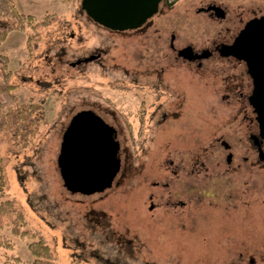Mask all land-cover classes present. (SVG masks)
I'll return each instance as SVG.
<instances>
[{
	"label": "rangeland",
	"instance_id": "1",
	"mask_svg": "<svg viewBox=\"0 0 264 264\" xmlns=\"http://www.w3.org/2000/svg\"><path fill=\"white\" fill-rule=\"evenodd\" d=\"M15 1L37 18L54 14L32 55L26 31H11L0 45L19 101H43L46 117L27 148L16 149L1 134L0 156L8 198L57 260L264 264V162L249 141L258 131L246 96L251 80L233 58L214 56L200 67L177 59L169 46L172 33L177 47L230 41L264 13V0L161 3L151 21L126 31L94 22L81 0ZM211 4L222 6L225 18L206 11ZM92 54L100 56L73 65ZM86 111L117 129L122 159L113 186L91 193L70 186L60 158L68 125L83 127ZM6 238L8 252L1 246ZM30 241L6 222L0 264L30 263Z\"/></svg>",
	"mask_w": 264,
	"mask_h": 264
},
{
	"label": "trees",
	"instance_id": "2",
	"mask_svg": "<svg viewBox=\"0 0 264 264\" xmlns=\"http://www.w3.org/2000/svg\"><path fill=\"white\" fill-rule=\"evenodd\" d=\"M52 16L54 14L49 15L48 13L42 18H37L34 14L21 12L15 0H0V45L7 39L11 31H26L27 49L29 54L32 55L39 46L41 30L51 22L50 17ZM9 62V55L0 52V135L8 134L11 144L16 149H24L37 136L42 123L45 121L46 110L43 101H19L18 95L15 93L16 85L11 82L13 72L9 69ZM146 110L147 107L144 105L143 99L139 110L140 136H142L144 130ZM86 113L91 114L92 118L99 120L101 123V116L98 113L94 111H86ZM113 129L116 132V128L113 127ZM108 157L109 153L107 154ZM110 166L112 169H110ZM121 168V152L119 155L117 152L116 156L112 155L109 158L108 170L112 174H119ZM7 185L5 163L3 157L0 156V228L6 222H9L12 224V233L14 235L32 237L28 248L33 260L30 263L20 262V264H61L54 256L45 237L40 232L26 227L27 223L24 213L19 209L16 201L7 196ZM1 246L6 252L12 248L8 238H6L5 242L1 241ZM8 258L14 259L12 256H8ZM110 263L116 264L115 262Z\"/></svg>",
	"mask_w": 264,
	"mask_h": 264
},
{
	"label": "water",
	"instance_id": "3",
	"mask_svg": "<svg viewBox=\"0 0 264 264\" xmlns=\"http://www.w3.org/2000/svg\"><path fill=\"white\" fill-rule=\"evenodd\" d=\"M164 0H81V7L97 24L114 31L133 30L142 27L149 18L158 13L160 4ZM166 1V0H165ZM168 1V0H167ZM213 10L216 17L225 18V9L217 4H211L206 8V11ZM259 21L262 24L254 29L245 40L243 46L245 52V60L249 63V67L254 82V95L251 97L255 109L257 110L260 120L264 121V15ZM100 56L91 55L87 58L80 59L74 62L73 65L81 62L96 59ZM88 116L86 121H83V127L80 131H75L76 134L70 138L68 142V151L60 156L62 158V171L65 179L74 189H85L89 193L101 189V183L97 186L94 181L101 180L104 173L105 179L110 178L109 182L104 184L102 188L110 186L112 182L111 175L114 173L107 171L105 160L101 162L97 154L101 148V133L98 131V126L101 129L99 120L92 118L91 114L83 112ZM91 117V119H90ZM79 124V123H78ZM81 126V124H80ZM89 155V156H88ZM91 165V171L86 170V165ZM104 167V168H101ZM107 168V169H106ZM110 175H108L109 173ZM103 173V175H101ZM84 188V187H86Z\"/></svg>",
	"mask_w": 264,
	"mask_h": 264
},
{
	"label": "flooded vegetation",
	"instance_id": "4",
	"mask_svg": "<svg viewBox=\"0 0 264 264\" xmlns=\"http://www.w3.org/2000/svg\"><path fill=\"white\" fill-rule=\"evenodd\" d=\"M179 1L180 0H168V1L164 0L162 3H164L167 7L172 8ZM160 6H161V4H160ZM210 11L212 13H214V15H215V12L213 10H210ZM158 13H160V9H159ZM158 13H156V14H158ZM262 15H264V13L261 15L253 16L250 19H248L247 22L234 34L232 40H230V41L222 39L221 41H219L217 43L202 45V46H206L204 48H196L194 45H192L190 43L183 45L182 47H177V45L175 43L177 36L175 33H172L174 35L172 36V34H171L172 38L170 37V43H169V46H171L173 52H175V54H176L175 57L177 59H181L183 61H188V62H192V63H197V65L200 67L203 65L204 60H208L214 56H217L218 59L233 58L235 61H237L243 65L245 72H246V74H248V76L251 80V84H252V87L247 90L246 96H247L248 102L250 103L251 107L253 108V112L255 114V120L257 122V128H258L257 132L256 131L250 132L249 141L252 144V147L257 150L259 162H264V121L260 120V116L254 107L253 100H252V102L250 101L251 100L250 98L253 97V95H254V82H253V77L251 74L252 70H250L249 63L244 58L245 52H244L243 46H245V40L251 34V32L262 24V21H259V19L261 18ZM153 17L154 16L149 18L148 21H151ZM148 21L146 23H148ZM142 27H140V28H142ZM137 29H139V28H137ZM101 53L103 55L102 50H101ZM92 55H94V54H92ZM240 94H241V96L245 97L244 91H240ZM68 126H70L69 130L62 137V142H61V146H60V156L63 154H66L68 149H70L68 147V142L70 141V138L76 134L75 131H77V132L80 131V127H81L80 124L75 123V122L71 123ZM97 127L99 128L98 131L101 133V148H99V150H98L99 152H97L96 155H94V156L88 155V156L90 158H94L99 153V156H98L99 160H100V158H101V162H103L105 160V162L107 164V168H109V158H111L112 155L116 156L117 152H118V155L121 152L120 151L121 146H120V141L118 139L117 129H116V132H114V129H113L114 126L112 124H109L108 122H106V120L103 117H101V129H100V126L97 125ZM108 153H109V157L107 158ZM232 156L233 155H230V157H229V155L227 156L228 161L231 160ZM246 159H248V158H246ZM101 168H104V167L101 166ZM110 169H112L111 166H110ZM86 170L91 171V165L90 164L86 165ZM107 171H109V170H107ZM110 174L111 173H109L108 175H110ZM101 175H103V173H101ZM117 175H118V173L117 174L114 173L113 176L111 175L112 182H111L110 186L101 188L97 191H102L105 188L112 187L116 178H117ZM104 176H106L105 173H104L103 177L101 178V180L94 181L93 184H95L97 186L98 184L101 183V187H102L104 184L109 182L110 178L108 177V179H105Z\"/></svg>",
	"mask_w": 264,
	"mask_h": 264
}]
</instances>
